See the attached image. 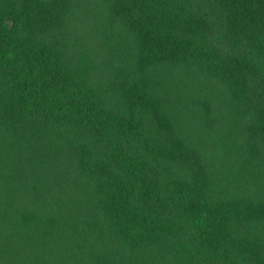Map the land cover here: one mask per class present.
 I'll list each match as a JSON object with an SVG mask.
<instances>
[{
    "label": "trees",
    "instance_id": "trees-1",
    "mask_svg": "<svg viewBox=\"0 0 264 264\" xmlns=\"http://www.w3.org/2000/svg\"><path fill=\"white\" fill-rule=\"evenodd\" d=\"M0 264H264V0H0Z\"/></svg>",
    "mask_w": 264,
    "mask_h": 264
},
{
    "label": "rangeland",
    "instance_id": "rangeland-1",
    "mask_svg": "<svg viewBox=\"0 0 264 264\" xmlns=\"http://www.w3.org/2000/svg\"><path fill=\"white\" fill-rule=\"evenodd\" d=\"M97 43V42H96Z\"/></svg>",
    "mask_w": 264,
    "mask_h": 264
}]
</instances>
